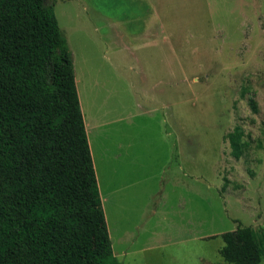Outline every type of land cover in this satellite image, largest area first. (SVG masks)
<instances>
[{
  "label": "rangeland",
  "instance_id": "rangeland-1",
  "mask_svg": "<svg viewBox=\"0 0 264 264\" xmlns=\"http://www.w3.org/2000/svg\"><path fill=\"white\" fill-rule=\"evenodd\" d=\"M139 4L53 3L82 115L95 126L113 255L229 264L221 235L241 225L255 232L264 264V0L162 4L170 36L155 48L120 35L140 30ZM235 126L245 143L238 159L227 139Z\"/></svg>",
  "mask_w": 264,
  "mask_h": 264
},
{
  "label": "trees",
  "instance_id": "trees-1",
  "mask_svg": "<svg viewBox=\"0 0 264 264\" xmlns=\"http://www.w3.org/2000/svg\"><path fill=\"white\" fill-rule=\"evenodd\" d=\"M54 1L0 0V264H121ZM242 137L239 126L227 135L235 159ZM221 239L225 262L260 264L250 227Z\"/></svg>",
  "mask_w": 264,
  "mask_h": 264
},
{
  "label": "crops",
  "instance_id": "crops-1",
  "mask_svg": "<svg viewBox=\"0 0 264 264\" xmlns=\"http://www.w3.org/2000/svg\"><path fill=\"white\" fill-rule=\"evenodd\" d=\"M138 1L140 3L139 4L140 6L147 8L146 14H141L136 19V21L141 22V24L139 25L140 30H137L136 34H130L127 31L122 29V30H120V35H122V37H136L137 39H140L141 48L142 47L143 48L144 47L145 48H150V47L155 48L154 47L155 44L160 42L161 39H164V38L170 36L168 30L166 29V27H168V26H166V25H164V23H162V15H161L162 4L165 6V5H172V3H174V2L175 3L179 2L182 4V6H186L190 2V0H138ZM76 84L77 83L75 80V85ZM77 94H78V92H77ZM83 120H84V126H85V130H86V134H87V139H88L90 154H91V158H92V163H93L95 175L97 178L96 163H97V154L99 156V152H98V148L96 147V143L93 141V139L91 137L92 131L94 130L95 126L93 124H90V123L88 125L85 122L84 117H83ZM117 145H120V143ZM113 157H114V159L117 160V157H119V151L117 153H115ZM99 193H100V198H101V202H102V209H103V212L105 215L106 210H107V206L105 205V203L107 202V200L109 201V197L107 195L102 196L100 189H99ZM104 217H105V221H106L107 231L109 233L106 215Z\"/></svg>",
  "mask_w": 264,
  "mask_h": 264
}]
</instances>
